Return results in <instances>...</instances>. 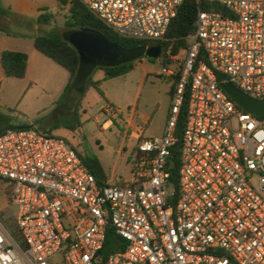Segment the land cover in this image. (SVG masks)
Here are the masks:
<instances>
[{
    "label": "built area",
    "instance_id": "obj_1",
    "mask_svg": "<svg viewBox=\"0 0 264 264\" xmlns=\"http://www.w3.org/2000/svg\"><path fill=\"white\" fill-rule=\"evenodd\" d=\"M184 1L82 0L120 37L147 42L165 40ZM199 1L222 11L199 9L188 46L166 51L177 66L163 71L174 81L163 135L138 132L144 155L124 185L99 183L62 137L0 136V193L16 209L0 215V264H264V116L222 88L264 101V0ZM110 228L122 246L104 256Z\"/></svg>",
    "mask_w": 264,
    "mask_h": 264
},
{
    "label": "rangeland",
    "instance_id": "obj_2",
    "mask_svg": "<svg viewBox=\"0 0 264 264\" xmlns=\"http://www.w3.org/2000/svg\"><path fill=\"white\" fill-rule=\"evenodd\" d=\"M45 11L54 14L55 18L48 24H39L31 17L11 15L8 27L9 35L20 36L22 40L11 38L8 40L10 48L19 47L23 50L33 48L31 38L36 35H61L67 31L66 22L69 17V7L61 9L56 0H48ZM44 10V9H43ZM40 12V16L45 11ZM39 24V25H38ZM43 62L48 65L36 73L48 78H56L57 74L49 66L53 65L59 71L66 72L62 67L54 64L43 56ZM166 52L152 62L147 58L136 62L135 69L129 76L119 77L109 82L102 89L105 98L95 88H90L81 101L80 106L72 108L63 106L50 98L51 92L41 86H31L26 79H8L0 84V113L7 116V120L14 128H26L40 133L51 132V136H67L66 139L77 151L90 158H97L104 170L117 180L128 179L132 172L130 160L134 157V149L138 144L127 138L128 130L122 116L116 110H121L126 116L130 107L137 109V117L145 112L152 114L153 119L147 127L149 136L160 138L168 117L167 89L174 81L164 74V69L175 70L176 64L166 62ZM144 78L147 80L144 81ZM94 82L98 77L93 78ZM111 81V80H109ZM70 91L68 95L75 94ZM113 103L112 110H100L103 105ZM79 104V103H78ZM155 109L147 111L150 105ZM86 109L87 112L82 111ZM104 122L109 123V130H103ZM81 123V127L78 126ZM7 123L0 125V128ZM124 149H126L124 151ZM16 209L9 206L5 196L0 193V215L7 217L15 215ZM12 225V226H11ZM10 227L16 230L14 224Z\"/></svg>",
    "mask_w": 264,
    "mask_h": 264
},
{
    "label": "trees",
    "instance_id": "obj_3",
    "mask_svg": "<svg viewBox=\"0 0 264 264\" xmlns=\"http://www.w3.org/2000/svg\"><path fill=\"white\" fill-rule=\"evenodd\" d=\"M59 7L64 9L69 7V17L66 22L67 31L64 35H40L34 39L35 49L46 58L52 60L56 65L62 67L69 73V82L65 89V93L70 90H76L80 93L81 99L86 96L90 88H95L105 98L104 93L98 87L99 83L93 81V76L97 72H104L105 79L110 80L129 74L135 69L136 62L145 59L142 55L137 60L116 65V66H98L94 69L91 75L86 74L81 68V52L75 44V38L78 34H90L101 36L108 41L118 44L124 49L133 50H147V48L161 47V56L172 48L173 55H178L183 49L188 46L187 37L194 33L197 12L199 9L203 10H217L222 11L218 4L204 3L199 0H185L180 7L176 17L172 20L165 40L158 42H147L132 39H125L117 35L102 21H100L82 2V0H57ZM45 11V9L43 10ZM55 18L54 14L45 11L39 18V24H48ZM1 33L10 34L5 28L0 27ZM152 62L155 60L152 59ZM167 62V61H166ZM0 63L3 67L5 76L22 80L26 77L29 56L27 53L6 50L2 53ZM82 101V100H81ZM80 101V102H81ZM183 111L182 121L178 128V134L181 135L184 128ZM7 116L0 113V125L7 123V126L0 128V136L7 133L9 130H24L26 128H14L6 119ZM81 123L78 126L81 127ZM51 135V134H49ZM68 142V141H67ZM180 147L181 144L176 145L172 149V165L170 166L171 182L178 188V175L180 164ZM75 149V148H74ZM77 151V149H75ZM77 153L83 159L85 165L97 178L99 183H106L109 177L104 171L100 161L97 158H90L88 156ZM144 154L140 151L139 142L134 149V157L130 160L131 166L140 159ZM124 179L119 181L120 185L125 184ZM176 197H173L170 202H175ZM122 240L114 233L113 229L108 230L107 242L103 251L104 256L118 250L122 246ZM124 246V244H123Z\"/></svg>",
    "mask_w": 264,
    "mask_h": 264
},
{
    "label": "crops",
    "instance_id": "obj_4",
    "mask_svg": "<svg viewBox=\"0 0 264 264\" xmlns=\"http://www.w3.org/2000/svg\"><path fill=\"white\" fill-rule=\"evenodd\" d=\"M47 3H48V0H0V27L8 30V27L12 22L10 19L11 15H16L18 17H23V18L31 17L34 20L36 19V21H37L38 18L40 17V12L43 9H46ZM57 3H58V1H57ZM65 8H68V7H65ZM64 34H65V31H64ZM64 34H61V35H64ZM41 35H48V34H41ZM12 36L13 35H9V34L0 32V59H1L2 53L6 50H12V51L27 53V55L29 56V65H28L26 77L24 79L31 82V86H41L42 89H44L46 91L49 90L51 92L50 98L54 101H57L59 104H63V106L66 105V107H69V108H72L74 106V104L76 106H80L81 103L79 100H80L81 96H80V93L78 91L70 90V91L76 92L75 94H71V95H68V92H70V91L65 93V89L68 85L69 78H70L69 73L67 71L66 72L59 71V69H56V67H53V65H51L49 67L51 70H54V72H56V74H57L56 78L45 77L43 75L44 73L38 75L36 72L39 71L40 69L43 70V67H45V65H48L45 62H43V59H42L43 55L41 53H39L35 49V47L28 48L27 50H23L22 48H19V47L10 48L9 46H7L8 44H10V42L8 40H10L11 38H15V40H22L23 39L20 36H16V37H12ZM37 36H40V35L38 34V35L33 36L31 38L33 46H34V39ZM129 74H126L124 76H129ZM124 76H121V77H124ZM94 77H98L97 82L99 83V86L101 89L106 84H109V82L111 83L117 79V78L110 79L111 81L105 79V74L102 71L95 73L93 78ZM8 79H12V78H7L5 76L3 67L0 63V84L6 82V80H8ZM144 81L147 82V80L145 78H144ZM171 88L172 87L170 85L167 89L169 109H170V104H171V98H170ZM112 106H113V103H110L108 105H103L101 107V110H100L102 116H104L102 111L103 110L109 111L108 108H111ZM154 109H155V105H152V104L150 105V108L146 107L147 111L149 110L152 112ZM82 111L84 113L87 112V110L83 109V108H82ZM116 112H117V114H120L122 116V118H123L122 121H124V123L126 124L127 129L131 130L130 134H128V132H125V134H122V136L126 135L127 138L132 139L138 143L139 142L138 132L140 130H142L145 137L157 138V137L149 136L147 134V127L149 126V124L151 123V121L153 119L152 114L145 112L142 115V117L139 118V117H137V114H138L137 109L134 107H130V113L127 116L120 109L116 110ZM168 113H169V111H168ZM109 123H112V122H104L102 125V129L103 130H109L110 127H107ZM163 131H162L161 136L163 135ZM45 133L51 134V132L50 133L45 132ZM58 137L68 138L67 136H58ZM125 150L126 149H124V151ZM106 174L109 177L108 182H111V183L119 182L121 179H124V178H121V179L117 180V178H113L107 172H106ZM130 177H131V175H130ZM130 177L128 179H130ZM128 179H124V180H128Z\"/></svg>",
    "mask_w": 264,
    "mask_h": 264
},
{
    "label": "water",
    "instance_id": "obj_5",
    "mask_svg": "<svg viewBox=\"0 0 264 264\" xmlns=\"http://www.w3.org/2000/svg\"><path fill=\"white\" fill-rule=\"evenodd\" d=\"M75 44L81 52V68L87 76L98 66H116L135 61L142 55L148 60H158L162 54L161 47L127 50L101 36L90 34H78ZM222 88L246 112L264 116V101L251 99L231 84H223Z\"/></svg>",
    "mask_w": 264,
    "mask_h": 264
}]
</instances>
